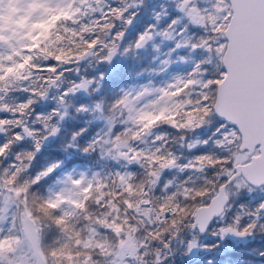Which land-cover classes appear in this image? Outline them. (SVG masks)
<instances>
[{
	"label": "snow or ice",
	"instance_id": "6c2138e0",
	"mask_svg": "<svg viewBox=\"0 0 264 264\" xmlns=\"http://www.w3.org/2000/svg\"><path fill=\"white\" fill-rule=\"evenodd\" d=\"M41 8L42 18L25 30L28 43L8 57L7 65L0 67V81L10 77L27 81L26 70L53 73L55 79L46 83L51 87L59 85L56 103L37 108L36 104L47 97L50 88L45 87L39 93L25 89L30 98L19 107L21 113L31 109L33 119L54 120L58 124L46 122L42 128L36 125L39 134L27 127L14 128L11 139H0V264H33L32 258H36L35 264H98L97 256H102L105 264H124L131 259L129 245L122 242L119 247H113L92 238L85 240L77 230L81 227L77 217L85 211L90 187L86 174L81 173L77 178L68 171L67 153L79 145L87 130L78 129L72 134L71 143L65 144L61 128L71 110L103 122L110 139H118L116 133L123 130L125 134L131 133L132 139L142 141L161 122L185 133L198 132L210 124V137L187 142L188 149L200 154L184 164L174 153H164V148L159 146L165 139L162 135L154 137L155 151L143 157L151 164L152 185L160 183L165 169L179 172L190 169L203 175V187H189L190 180L182 189L172 181L165 182L166 192L177 190L159 202L161 223L171 218L170 231L176 233V239L190 257L195 253L188 264H264V251L257 257L240 255L244 248L252 246L250 242L257 236H264V197L248 199L250 193H264V0H167L158 10L153 0H114L108 14L118 17L121 27L112 30L120 46H113L101 65L111 63L113 55L120 54L121 49L139 52L157 40L167 48L162 51L157 47V51L168 57L161 61L162 66L170 65L173 57L182 58L185 54L198 57L191 73L174 77L173 83L156 91L160 101L148 110L139 109L134 100L145 91L136 93L131 88L120 91L110 110L103 107L109 79L115 82L129 74L124 64L110 71L101 68L83 77L77 69L71 86L60 84L63 72L56 65L63 67L69 59L81 60L95 53L100 47L96 39L86 41L91 53L85 51L66 59L63 49L58 53L45 50L46 62L37 65L31 53L42 49V42L51 38L57 25L62 21L76 22L82 11L74 3L66 7L41 5ZM14 60L17 62L13 63ZM81 95H95L101 102L92 100L78 107L69 103L70 98ZM117 109L119 116L115 114ZM106 111L109 115H105ZM117 119L122 123L117 124ZM8 123L0 118V125ZM253 123L257 125L258 135L250 138L248 133ZM3 134L0 128V135ZM100 142L93 141V150ZM241 142L245 146L234 156L233 151ZM61 145H65L64 151H55ZM13 150V162L6 163ZM246 153L241 165V157ZM209 170L215 173L211 178ZM257 170L259 174H255ZM46 181L63 186L56 191L49 184L47 195L34 192ZM95 182L93 178L90 183ZM149 190L145 186V195ZM181 196L185 202L192 200L197 206L191 210L185 208L179 202ZM36 203L51 224L41 221L34 211ZM144 203L148 205L151 201ZM52 225L68 243L45 252L44 231ZM185 226L187 234L180 231ZM112 227L109 225L108 230ZM88 232L90 237L97 234L94 229ZM116 233H119L117 239H126L119 227L115 228ZM208 235L214 237L211 245L203 240ZM230 237L237 238L236 242ZM166 247L171 248V243ZM81 248L89 254L84 255ZM143 251V247L136 249L137 253ZM159 255H164L163 249ZM156 264H167V258H157Z\"/></svg>",
	"mask_w": 264,
	"mask_h": 264
},
{
	"label": "rangeland",
	"instance_id": "374dc122",
	"mask_svg": "<svg viewBox=\"0 0 264 264\" xmlns=\"http://www.w3.org/2000/svg\"><path fill=\"white\" fill-rule=\"evenodd\" d=\"M60 1L61 3L65 2V0H0V64H2V66L7 65L8 57L10 55H13L14 53L20 51L19 48H22L21 44H24V42L26 41V39L24 38L26 35L25 30L31 28V25L33 22H35V19L40 18L39 16L42 17L41 5L55 7L57 6L56 3ZM66 1L67 2L65 7L70 4L71 0ZM80 2H78L77 5ZM166 2L167 0H153V6L157 7L158 10V6ZM84 3L85 7H89L91 2L87 0L86 2L84 1ZM77 5L75 4V6ZM96 6L98 7V10H96L98 11V13H96V11H91L90 17H94H89L87 22L95 26V21L96 19H98V33H96L92 39H96L100 47L95 53H91L90 49L91 54L79 61L83 60L85 63L89 64V67L92 68L91 73L87 74L89 76L94 72H98L101 68L110 71L112 68L119 67L122 64L127 65L130 70L129 74L123 76L119 81H117L116 85L112 84V80L108 81V83H110L113 88L109 86L108 91L105 93V97L102 101L104 108L110 110L120 91L122 89L130 88L136 93H140L142 90L145 91L144 95L134 97V100L139 109L148 110L154 108V106H156L160 101V97L155 94L156 91L164 89L166 86L173 83L174 77L185 76L186 74L191 73V71L193 70V65L198 62V57H194L190 54H185L182 58L173 57L170 65L162 66L161 61L168 59L167 56H164L162 54V51H167V48H165L164 45L161 44L159 40H157L155 44L150 45L139 52H137L135 49H133L131 52H125L124 49H121L120 54L113 55L111 63H105L101 65V61L106 58V53L111 51L113 46H120V41L116 37V34L112 29L113 27H115L116 29H120L121 26L117 22L118 17L108 14V8L110 6H114V0L112 2H109L108 0H100L96 4ZM85 9H87V7ZM81 12H83V10ZM67 24L68 26L63 29V37L59 36L61 37V42H64L63 44H59L61 49L66 47L68 41L67 38H69L67 37L68 32L71 33V30L69 28L72 25H69L71 24L69 23V21H67ZM109 25H112L111 29L108 28ZM73 26L74 29H76L75 26L78 25L73 24ZM61 30L62 29H60V31ZM110 35L112 36V39L108 38ZM55 39L56 38H54V41ZM48 43H50V39L42 43V49L40 50V54L44 59L38 60L36 57L35 60V58L33 57V61L37 65L46 62L45 50L52 52V48L48 45ZM157 47L162 49V51H157ZM157 57H159V59H156ZM13 63H16V61L14 60ZM56 67L59 69L57 65ZM35 73L36 72L26 71L25 75L29 76V79L27 81L16 80L11 77L8 80L2 81V84H8L14 88H17L21 93H18L15 96L12 95L11 98L8 99L6 98L5 94L2 96V91L0 92V109L3 110L0 111V118L9 121L7 125H1L4 134L3 136L0 135V139H11L13 135L12 130L14 128L20 129V127L25 126L29 128V130H32L39 134V129L35 128L36 125H40V127L42 128L46 122L49 124H58V122L54 120L44 121L33 119L31 109L25 110V112L23 113L20 112V104L25 103L27 99L30 98L28 92L25 91V89L39 93V91L45 87L51 88L47 97L40 100L36 104L37 108H39L42 104L56 103V95L59 89V85H57L56 87H51L46 83L49 80H54L55 75L51 72H38V76L35 79H31L30 77L34 76ZM137 73H140V75H137ZM68 76H70L68 73L63 74L64 78L60 81V84H62L64 87L71 86L77 77L75 76L69 78ZM81 77L83 76L81 75ZM209 95L211 96L212 93H209ZM97 99V96L81 95L78 98H74L73 100L70 98L69 103H73L78 107L80 103H87ZM97 102L101 101L97 100ZM51 111L52 110L49 109V112ZM119 111V109L116 110L115 114L117 116H119ZM105 115H109V112L106 111ZM76 121H78L77 129H75ZM115 122L117 124H120L122 123V120L117 119ZM80 128H86L87 130L83 132L80 145H74L72 148L73 150H77L79 147V150H77L79 153L92 151L93 141L99 139L101 142L96 143L95 147H99L98 150L100 154L104 151L103 148H105V146L110 147V143L113 144L115 142L112 145V151L115 150L119 155L126 157L128 159V162H132V159L128 158L130 151H132L133 154L141 158V162L145 163L147 161V159L143 158L144 156H146L143 154L145 153V149H150L154 146V144L152 143L143 146L145 147L144 150L143 148H141L140 150V147H142V145L138 149H134V147H132L133 139L131 133L129 134L128 140H118L116 137H112L110 139L108 132L104 130L105 125L103 124V122L90 120L89 116H85L82 113H77L75 110H71L66 122L62 124L61 130L63 133V138L67 130L74 129V131L76 132ZM90 129L91 131L88 132V130ZM120 132L122 135L125 133L123 130H121ZM120 132L116 133V136H119ZM73 133L74 132H71V136ZM98 133H102V135L98 137ZM151 135L148 138H151ZM33 138H37V136H34ZM198 141L202 140L194 141V143ZM68 143H71V137L65 141V144ZM129 144L131 146H129ZM210 147L211 144H209V148ZM14 154L15 151L9 154V160L6 163L13 162ZM199 154L200 153H196L194 156H190L189 160L194 159V157ZM233 155H239V151L236 149V147L233 151ZM245 156L247 155L245 154ZM124 157L116 160V162L114 163L115 165L112 164L110 169L106 166L105 171L98 172L92 175L93 178H95V184L90 183L92 181V178L88 176V174H86L83 170H81L80 167H68V171L72 172L74 177L79 175L80 172L86 174L87 180L89 182L88 186L90 187V191L87 193L86 197L87 203L85 205V211L83 215L77 217V221L81 224V227L77 230L81 231L82 238H84L85 240L92 238L97 241L107 242L113 245V247H119L122 242L129 245L128 254L131 256V259L125 261L124 264H156L157 258L160 260H164L165 258H167V264H188L191 259L195 258V253H193V255L190 257L188 253L181 247L180 241L176 239V233L170 231L171 218L166 223H161V221L163 220V216L162 214H159V202L164 201L167 196L172 195L173 192L177 190L173 188L171 189V191L166 192V181H172L175 185L179 186V188L182 189L185 186V182L190 180L192 183L189 185V187H192L198 183L195 177L199 173L193 172L191 170L179 172L174 169H170L167 172H163L160 183L158 185H152L150 184L151 177H143L144 174L139 176L140 180H132L131 178H133L132 175L134 174L132 170L127 168V170L124 172L121 168V166L123 165L124 167H126V164L128 163L125 162ZM103 159L106 161L107 156L104 155ZM241 161H244V159H241L240 162ZM125 177L126 179L128 178V184L131 191H133L132 189L135 188L133 186V183L137 187V190H135L134 192L138 194L137 197L135 196L132 197V199H128L129 202L133 203L131 205H123L119 202L118 199L115 198V195H119L120 193V190L118 191V179L124 180ZM209 177L211 178L212 175H210ZM108 183L110 184V196L108 198L98 196L94 203L91 202L92 195L97 191L96 187L99 184L107 185ZM49 184H52L54 190L56 191H59V189L63 186L55 184L54 181H46L39 188L34 189V192H38L41 195H47ZM145 186H148L150 189L147 192V195H145ZM212 187L215 186L213 185ZM80 194L83 195L82 192ZM253 197H264V193L256 191L248 194V199L251 200ZM202 199L204 198H201V200ZM239 199L240 197H237V200ZM145 200H150L151 203L145 205ZM179 202L189 210L196 206L193 204V202L189 206L188 204L184 205L185 201L183 200L182 196ZM34 211L37 213L43 223L51 224L50 219L44 216L43 212L40 210L38 203H36V205L34 206ZM233 211H235V209H233ZM184 218L185 220L188 219L187 216H185ZM177 219H179V217H177ZM100 221H103V223H100ZM98 224L112 225L114 229L116 227H119L121 229V232L123 233V237L124 233H127L130 236L128 239L126 238L123 241L119 240L117 239V236L119 235H113L112 232L108 229H100V227H98ZM89 229H94L97 234L94 237H90L88 232ZM180 231L187 234L186 226L182 227ZM259 237L260 236H258L257 239H259ZM230 239L233 242H236L237 240V238L235 237H230ZM203 240L207 244L211 245L214 242V237L212 235H208L204 237ZM145 241L148 242L147 245L144 243ZM168 242L171 243V248L166 247V244ZM64 243H68V241L63 239L61 233L57 231L55 225L45 228L43 239V247L45 252H47L50 248H56L63 245ZM216 243L221 242L216 241ZM148 245H151V247H148ZM140 247H143L144 251L141 253H137L136 249ZM162 249L164 251V255L160 256L159 254ZM251 250H248L247 252L249 255H252L250 257H257L260 251H264V242H260L259 248L256 250V255H253ZM80 251L84 255L89 254L83 248H81ZM28 255L31 256L30 253ZM145 256H147L146 262L144 261ZM96 259L98 261V264H105L102 256H97ZM50 260L51 258L49 257V261Z\"/></svg>",
	"mask_w": 264,
	"mask_h": 264
},
{
	"label": "trees",
	"instance_id": "16d2710c",
	"mask_svg": "<svg viewBox=\"0 0 264 264\" xmlns=\"http://www.w3.org/2000/svg\"><path fill=\"white\" fill-rule=\"evenodd\" d=\"M84 1L86 2L87 0H79V1L71 0L70 1V4L74 3L76 5L78 2H80L75 7L77 9H82L83 12H81L78 16H76V18H75L76 22L69 21V23H71L69 25H72L69 28L71 30V33L68 32L67 37H69V38H67L68 41H67L66 47L63 48V51L66 54V59H69L71 57H76V55L78 56L80 53H83L85 51H88L90 53V48L87 47L86 41L92 39L93 36L96 33H98L97 32L98 31V24H99V21H97L98 19H96V21H95V26H93L92 24H89L87 22V20L91 16V11L98 10L97 9L98 7L96 6V4L100 0H88L91 3H90L89 7L86 6L87 9H85L86 7L84 6V4H85ZM108 1L112 2L113 0H108ZM66 2H67L66 0L64 3L63 2L61 3V1H60V2L56 3L57 6H55V7H65ZM96 13H98V11H96ZM39 17L40 18L35 19V21L42 18L41 16H39ZM92 17H94V16H92ZM92 17H90V18H92ZM84 23H87V24H84ZM73 24L78 25V26H75L76 29H74ZM66 26H68L67 21H62L53 30L52 36L50 38V43H48V45L52 48L51 50L53 53H58L59 50L61 49L59 44L64 43V42H61L62 41L61 37H63L62 36L63 35V29H65ZM60 29H62V30L60 31ZM85 29H88V31H85ZM72 30H74V31H72ZM57 36L58 37L61 36V37H59V39H57ZM54 38H56L55 41H54ZM26 43H28L27 40L24 42V44H26ZM18 44H21V43H18ZM24 44L23 43L21 44L22 48H23ZM21 49L19 48V50H21ZM31 55H32V58L33 57L35 58V60H36V57L38 60L44 59L40 54V50L33 52ZM82 61H79L76 59H69V62L66 63L63 67L62 66L60 67V65H58V64H57V66L59 67L60 70L63 71V74L68 73L70 75V76H68L69 78L77 76V69L79 70V72L81 71L79 73L80 76L90 74L92 68L88 66L89 65L88 63H85L84 61L82 63ZM0 67H3L2 64H0ZM26 71H28V70H26ZM37 76H38V72H36L35 75L31 76L30 78L35 79ZM109 80L111 81V79H109ZM112 84L116 85L117 81L112 82ZM109 86H111L110 83H108V86H107L105 93L108 91ZM111 87L113 88V86H111ZM50 90H51V88H50ZM1 91H2V96L5 94L6 98H8V99H10L12 95L15 96L18 93H21L19 91V89H17V88H14L8 84H2V81H0V92ZM93 96H95V95H93ZM77 125H78V121H76L75 129H77ZM89 131H91V129L88 130V132ZM71 132H75L74 129H69L66 131L64 138H63L64 141H66L68 138L71 137ZM156 133H158V134H156ZM211 133H212V126L210 124L208 126H206L205 128L199 130L198 132H187V133H185V132L180 131L177 128H173V127L169 126L168 124L161 122L159 127H154V131L152 132L151 138H148L150 135H144L142 138V141H137V140L133 139L132 147H134V149H138L142 145V147H140V150H141V148H143V150H144L145 147H143V146H146V144H152L154 137L156 135H162L165 137V139H164V141L160 142L159 146L164 148L165 154L168 152L174 153L175 156L180 160V162L182 164V163H185L186 161H188L190 159L189 158L190 156H194L196 154L195 152H193L192 150L187 148V146H186L187 142L188 141L194 142L197 140H202L205 137H210ZM129 134L130 133H128V134L124 133L122 135L120 132L119 136H118L119 137L118 140L119 139L128 140ZM235 138L236 137H233V139H235ZM40 142L42 144L44 143L43 140H41ZM113 144L110 143V147L105 146V148H103L104 151L101 154L99 153V150H98L99 147H95L94 150L87 151L86 153H83V152L79 153L77 151V150H79V147L77 150L72 149L71 151H69L67 153V156L69 158L68 167L72 168V167L78 166V167H80L81 170H83L86 174H88V176H90L93 179L92 175H94L95 173H98V172L105 171L106 166L110 169V167L112 166V164H114L116 162V160H118L121 157H124V156L119 155L117 153V151H115V150L112 151L111 148H112ZM165 144H166V147H164ZM79 145H80V143H79ZM129 146H131V145L129 144ZM156 147H157V145L154 144L153 148L145 149V153H143V154L146 156L151 155L155 151ZM210 149H211V147H210ZM55 151L63 152L64 151V145H61L59 148L55 149ZM104 155L107 156L106 161L103 159ZM133 157H135V158L133 159ZM245 157L246 156H242L241 159H245ZM124 158H125V162H128V159L126 157H124ZM128 158H131L132 162H128L126 164V167H124V165H123V166H121V168L123 169L124 172L127 170V168L132 170V172L134 173L132 175L133 178H131L132 180H136V181L140 180L139 176L142 174H144L143 177L149 176V172L152 171L150 161L147 160L145 163L141 162L140 161L141 158H139L135 154H133L132 151H130V155H128ZM103 163L105 164V166ZM217 167H219V165ZM113 169H114V167H113ZM169 170L170 169H165L163 172H167ZM89 172H90V174H89ZM214 174L215 173L212 170H209L208 176H210V175L213 176ZM195 178L198 181V183L195 186L196 187H203V183H204V181L202 180L203 175L198 174ZM128 183H129V181H128V178L126 179V177L124 180L118 179V191L120 190V193H119V195L116 194L115 198L118 199L119 202L123 205L133 204V203L129 202L128 199H132V197H135V196L137 197V195H138V194L134 193L135 190H137V187L134 185V183H133V186L135 188L132 189L133 191H131ZM212 186L213 185H211L210 187H212ZM96 188H97V191L92 195L91 202L94 203V201L97 199L98 196L99 197L103 196L106 198H108L110 196L109 195V189H110L109 183L107 185L99 184ZM106 198H105V200H106ZM185 204H188V206L191 205L192 200H188L187 202H184V205ZM186 229H187V227H186ZM257 237L253 241L250 242L252 245L251 247L244 248L242 250V252L240 253L241 256H247V257L252 256V255H249L247 253L248 250L250 251L251 249H252L251 252L253 253V255H256V250L259 248L260 242H264V236L259 237L260 242H259V239H257Z\"/></svg>",
	"mask_w": 264,
	"mask_h": 264
},
{
	"label": "water",
	"instance_id": "95a60500",
	"mask_svg": "<svg viewBox=\"0 0 264 264\" xmlns=\"http://www.w3.org/2000/svg\"><path fill=\"white\" fill-rule=\"evenodd\" d=\"M108 28L111 29V28H112V25H109ZM0 128H2L1 125H0ZM23 128H25V126L21 127V129H23ZM3 132H4V131H3ZM248 135H249L250 138L258 135L257 125H256L255 123H253V124L250 126ZM244 146H245V144H244L243 142H241L239 145L236 146V148H237V150L239 151L240 148H242V147H244ZM246 155H247V153H246ZM240 163H241V165H242V164H243V161L240 162ZM255 174H259L258 170L256 171ZM35 259H36V258H33L34 264H35Z\"/></svg>",
	"mask_w": 264,
	"mask_h": 264
},
{
	"label": "flooded vegetation",
	"instance_id": "af4514ba",
	"mask_svg": "<svg viewBox=\"0 0 264 264\" xmlns=\"http://www.w3.org/2000/svg\"><path fill=\"white\" fill-rule=\"evenodd\" d=\"M108 226H109V225L98 224V227H100V229H108ZM111 232H112V234H113V235H119V233H116V234H114V233H115V229H114L113 227H112V230H111ZM129 236H130L129 234H127V233H124V237H125V238H127V239H128V238H129ZM83 239H84V238H83Z\"/></svg>",
	"mask_w": 264,
	"mask_h": 264
}]
</instances>
